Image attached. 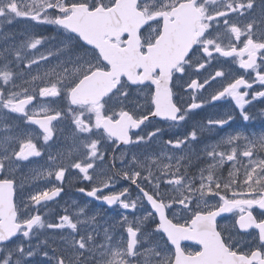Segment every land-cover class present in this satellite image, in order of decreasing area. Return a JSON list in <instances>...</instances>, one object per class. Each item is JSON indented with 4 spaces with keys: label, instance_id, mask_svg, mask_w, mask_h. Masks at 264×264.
Returning <instances> with one entry per match:
<instances>
[{
    "label": "snow or ice",
    "instance_id": "6c2138e0",
    "mask_svg": "<svg viewBox=\"0 0 264 264\" xmlns=\"http://www.w3.org/2000/svg\"><path fill=\"white\" fill-rule=\"evenodd\" d=\"M18 18L54 35L7 32L0 48V264H264V107L252 110L264 102V0H0V27ZM25 75L28 87L16 83ZM224 100L234 108L182 136L143 132ZM237 115L248 124L232 127ZM45 154L46 166L20 175ZM201 157L210 163L191 172ZM73 169L92 185L77 191L119 205V218L84 205L46 222L39 209ZM122 180L135 197L113 190ZM45 228L53 235L25 245Z\"/></svg>",
    "mask_w": 264,
    "mask_h": 264
},
{
    "label": "flooded vegetation",
    "instance_id": "af4514ba",
    "mask_svg": "<svg viewBox=\"0 0 264 264\" xmlns=\"http://www.w3.org/2000/svg\"><path fill=\"white\" fill-rule=\"evenodd\" d=\"M7 32H15L17 34H19L21 32H36V33H39V34L44 35V36L54 35L53 27L50 25H36L35 22H33V21L27 20L25 18H18L13 23L3 24L2 27H0V48H2L4 45H6L7 43L10 42V41L4 40V33H7ZM220 59L223 60L225 58H220ZM225 67H232L234 71L236 69H238V65H231L230 61L227 65H225ZM41 71H43V69ZM240 71L243 72V70H240ZM35 74H37V73L35 70H33L32 75H35ZM25 81H31V76L25 75L21 80L16 81V83L17 84H23V87H28L29 84L24 83ZM16 90L20 91L22 89L17 88ZM262 107H264V102H257L254 104L252 110L255 111V109L262 108ZM233 108H234V102H232L230 100H224V101L219 102L215 107L200 109V110H197L196 112L190 114L188 120L182 122L180 127L169 129L168 128V122L160 123L159 118H157V120H153L151 122V124L148 125L147 128H143V132L152 131L155 126H159V127H162L165 129L162 139H164V140L174 139L175 136H177V135L182 136V135L186 134L187 132L191 131V126H192V123L194 121L205 120L209 116H215V115H218L222 111L231 110ZM236 111L238 113V110H236ZM9 119H11V118H9ZM252 123L255 124V123H257V121H253ZM247 124H248V122L243 121L242 119L239 118V115H237V119L234 122V124L232 125V127L241 128V127L246 126ZM61 125L64 127L65 132H64V134L60 135V139L57 142V144L55 145L56 148H62V146L64 144V135H66L67 132L69 131L67 121L61 122ZM61 125H58V127ZM4 126H5L4 122L2 120H0V129H2ZM21 126L23 127V124H21ZM29 130L30 131H36V132L41 131L40 129H38V126H32ZM227 130L228 129H225L224 131H227ZM135 131L141 132V130H135ZM221 134H223V133L222 132H216V133H213L211 135L205 134L202 137H200V142L194 145V147L197 149V152H199V149L205 143H208L212 140H215ZM106 146L108 149L106 155L108 157V162H110L111 158L113 156L112 142L106 141ZM152 146L157 147L155 143H153ZM120 150H123V146H121L116 151L115 155L118 156ZM140 150L142 151V148L141 149H133V151H138V152ZM158 150H159V148H158ZM125 159L126 160L131 159V153H128L126 155ZM46 162H47V155L46 154L42 157H39V158H30V162H23L20 165V168L22 169V172L20 173V175L28 176L31 174L30 169L37 167V166H46ZM117 167H119L118 161H117ZM79 175L80 174L78 173V170H75V169L71 170L70 175L66 174V179L64 181L65 191L61 195V197L56 198L55 200L48 202L46 207L39 209L42 217L46 220V222H48V221L58 222V219H57L58 216L65 214L63 212V208L71 207L73 209V211L76 212V211H78V207L84 206L83 205L84 202H85V205H87V211H88L89 215H91L94 210L99 209L107 217H114V216L116 217V214L122 210L119 207V205H114V206L109 207L107 205L99 203L98 201H95L92 198L87 197L86 194H84V193L78 192L77 189H79L80 187H84L86 189H89L92 186L88 182L83 181L82 179L78 178ZM69 180L72 181L71 185H69ZM52 181H53V183H59V182H56L54 180V178H52ZM40 184L42 187L49 186V185L45 184L43 181H41ZM122 187H130L131 192H132V196L135 197V195L137 193V189H136L135 185H131L130 181L122 180L120 183H118L116 185V188L113 190L114 191L119 190ZM105 194H108L107 190L105 191ZM73 201L76 202L75 205H73ZM225 216L227 217L228 220H233L235 218L233 216V214H225ZM36 232H37V235L33 237L32 241H30V242L24 241L25 245H27L28 243H31L33 246H35V243L37 242V240L44 239V236L50 237L51 235H53V233H51L46 228L45 229H37ZM56 235H59V233H57ZM21 239H23V238L21 237ZM183 246L188 248V249H193V250H195L197 248V246L192 245V244H188V243H185ZM43 247L48 248V250L51 252L50 247H48V246H43ZM42 250H43V248H42ZM36 257H39V256H36ZM40 257H42V256H40ZM49 263L50 262H47V264H49ZM33 264H45V262L36 263L33 260Z\"/></svg>",
    "mask_w": 264,
    "mask_h": 264
},
{
    "label": "rangeland",
    "instance_id": "374dc122",
    "mask_svg": "<svg viewBox=\"0 0 264 264\" xmlns=\"http://www.w3.org/2000/svg\"><path fill=\"white\" fill-rule=\"evenodd\" d=\"M221 135H222V134H221ZM219 136H220V135H219ZM219 136H218V137H219ZM218 137H217V138H218ZM217 138H216V139H217ZM212 141H213V140H212ZM140 151H141V150H140ZM157 152H158V151H157ZM177 154L179 155V153H177ZM141 157L144 158L143 156H141ZM141 157H140V158H141ZM204 160H205V159H204ZM195 161H196V160H194V163H195ZM205 161L208 162V163H210V161H207V160H205ZM206 164H207V163H206ZM206 164H205V165H206ZM205 165H203V166H205ZM203 166H199V167H195V168H193V166H192V168L190 169V171H191V172H198L199 168H200V167H203ZM223 175H224V176H227V165L225 166V168H224V170H223ZM129 214L132 215V213H129ZM135 215L142 216V215H143V209L138 210V211L135 213ZM118 218H119V217H118Z\"/></svg>",
    "mask_w": 264,
    "mask_h": 264
},
{
    "label": "water",
    "instance_id": "95a60500",
    "mask_svg": "<svg viewBox=\"0 0 264 264\" xmlns=\"http://www.w3.org/2000/svg\"><path fill=\"white\" fill-rule=\"evenodd\" d=\"M102 15H105V14H102ZM185 242H191V241H185ZM192 243H194V242H192Z\"/></svg>",
    "mask_w": 264,
    "mask_h": 264
}]
</instances>
